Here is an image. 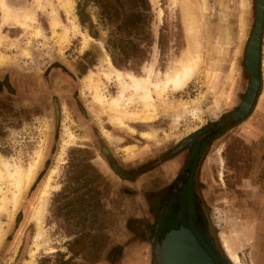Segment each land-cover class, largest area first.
<instances>
[{
  "label": "rangeland",
  "instance_id": "rangeland-1",
  "mask_svg": "<svg viewBox=\"0 0 264 264\" xmlns=\"http://www.w3.org/2000/svg\"><path fill=\"white\" fill-rule=\"evenodd\" d=\"M4 1L26 14L23 23L29 24H3L0 6V156L11 172L38 164L15 211L9 205L17 192L14 180L0 186V201L9 198L10 206L0 210V264H135L136 259L157 264L142 194L157 174H146V163H155L176 141L213 124L244 98L250 82L245 73L238 81L242 87L230 96L236 65L230 60L249 0H71V12L60 0ZM130 42L135 47L124 50ZM115 47L122 55L119 69L111 61ZM185 54L200 55L205 70L220 58L219 76L209 84L201 65L184 90L169 92L162 102L154 95L153 121L125 115L123 124H116L88 88L92 78V87L111 100L122 85L116 76L105 77L109 61L117 71L145 78L153 66L156 78L177 68ZM7 82L12 91L3 87ZM222 93L225 102L216 105ZM54 98L61 105L59 121ZM125 98L122 111L143 109L134 91L127 90ZM245 129L244 123L234 128L239 134ZM222 142L218 152L225 148ZM230 149L239 151L238 160L222 154L221 169L213 148L200 173L210 232L229 264L235 263L224 242L236 233L239 264H264V161L246 164L239 141ZM256 153L260 158L255 148ZM212 163L224 173V183L211 172ZM129 175L132 181L123 179Z\"/></svg>",
  "mask_w": 264,
  "mask_h": 264
},
{
  "label": "flooded vegetation",
  "instance_id": "flooded-vegetation-1",
  "mask_svg": "<svg viewBox=\"0 0 264 264\" xmlns=\"http://www.w3.org/2000/svg\"><path fill=\"white\" fill-rule=\"evenodd\" d=\"M239 11H241L240 7ZM257 18V0L255 2V5H252L251 0H249V5L244 15V30L243 33L240 32L241 28L239 19V31L237 37L238 45L232 59L230 60V62L234 60V62L236 63L234 70V79L231 84L232 87L230 88L231 92L229 91L230 96L235 95V93L238 92V89L240 90V88L242 87L241 83L238 81L243 82L242 80L244 79V73L248 75L249 81L251 82V76L248 68L246 67V56L251 37L255 31ZM84 23L86 22L81 18V24L83 25ZM130 43L132 44L129 45L131 48L135 47L133 42ZM115 48L118 49H116V51L114 50V53H111V61L113 65L117 69H119L117 59L122 55L120 53L121 51H119V47ZM142 56L145 55H141V57ZM131 58L136 57H128V59ZM237 58L239 61L237 60ZM230 62L228 65H230ZM259 72L260 88L258 96L250 114L246 118L232 124L231 126H228L229 128H222L218 132L212 134L214 125L219 123L223 118L233 114L239 108L246 97L250 82L248 84V88L244 98L230 113H225L223 117H221L220 119L218 118L213 124L207 125V127L205 128L201 127V129L185 137L184 140H181L179 142L176 141L172 146L167 148L166 151L162 152L161 155H158L155 163H152V161H148L146 163V174L153 172L157 174L144 185V192L142 193L145 199L144 202L146 203L145 212L147 213V216L152 219L150 233L154 235L155 246L160 240L161 235L165 231L183 225L184 227L190 228L194 232L200 242L210 251L211 254L214 255L215 253H217L218 259L222 257V255L218 251L219 249L214 240V236L210 232V223L207 219V213L204 208V199L201 197L200 193V189L203 186L200 173L201 169L205 168V166L208 165V160L211 154L210 151L213 148H215L214 151H216V153L220 155L219 159H221V161H219V164H223L221 169H223L224 167L222 154H225V157L229 161H232L233 159L238 160L239 151H233L232 149H230V147L232 148L234 144L238 145V141L240 144H244L245 151L243 153V156L246 164L250 163L248 159H257L255 165L260 162L258 161V159L262 160V162L264 161V136H258L261 134H258V131H264L262 130L264 129V26L261 38ZM235 81L237 82L235 83ZM233 84L235 87H233ZM5 85H7L6 87L8 90H13L9 82H7V84H4L3 87H5ZM232 98L233 97H231V99ZM223 101L221 102L220 106L225 102ZM54 108L56 119H58L59 121L62 113L61 105L55 98ZM251 117L254 119L249 121ZM241 123H244L246 125V129L244 130V132H242V134H239V132H237V130H234V128L239 127ZM221 141H224L222 143L225 148L223 149V151L220 150V152H218V148L216 147L220 146V144L218 145V143H220ZM260 143H263V146L261 148L258 147V144ZM255 148L258 150L260 158L257 156V153L252 154ZM212 165L213 169L211 167V172L214 170L213 173L218 178V180L224 183V173H220L219 170H216L214 168V163H212ZM262 166L264 168V165ZM162 167H165L166 170L164 171L165 174L162 173L161 175L160 173L163 171ZM120 173L122 174V172ZM128 177H124L123 179L132 181L133 176L129 175ZM257 231L261 233L259 225ZM261 261H263L262 263H264V257H262ZM137 263L140 264L141 260L136 259L135 264Z\"/></svg>",
  "mask_w": 264,
  "mask_h": 264
},
{
  "label": "bare ground",
  "instance_id": "bare-ground-1",
  "mask_svg": "<svg viewBox=\"0 0 264 264\" xmlns=\"http://www.w3.org/2000/svg\"><path fill=\"white\" fill-rule=\"evenodd\" d=\"M60 1L62 4H64V7H67V10L71 12L72 10L71 0H60ZM0 4H1L0 6L2 8V11H3V24L7 25V24H12L13 22H16V24L19 23L18 25L20 26L29 24L27 23L28 21L26 23L24 22L25 24L23 23V21H25L24 19L27 17L26 14L17 13L16 10L10 9L6 5L4 0H0ZM227 40H228L227 36L224 37V39H220V42L222 43V45H221V49L220 48L218 49L219 53L224 51V43ZM65 42H66V39H65ZM220 62H221L220 58H217L215 61L210 60L208 67L205 70L206 61L204 62V59L200 55L193 56L190 54L188 55L185 54L178 61L176 65L178 66L177 68L172 67L163 75L157 74L156 78H154L155 77V76L153 77L154 67L151 66L150 68H147L146 73L148 77L145 78V77H137L129 73L124 74L120 71H117L111 66V62L109 61L110 69L108 71H105L104 75L108 80H111L113 76H116V80L122 85V91L120 95L112 98L111 100H106V98L101 94L98 88L92 87L93 86L92 81H91L92 78H90L89 80L91 84H89L88 88L94 91L95 101L99 105L103 106L104 109L108 108V111L111 114H113L112 118L116 124L122 125L123 119H125L122 116H125V115L129 116L131 120L149 122L157 118V113L154 109L155 108L154 99H153L154 95H156L158 100L162 102L169 92L175 93V92L184 90L188 86V84L191 82L193 76L196 75V73L198 72L197 70L199 66L201 65L204 66V63H205V66L203 69H204V73H206L205 74L206 80L209 84H213V82H215V80L219 76L218 67L219 68L221 67ZM127 90L134 91L135 97H138L143 104L142 110L122 111L121 105H122V102L126 100L125 93ZM223 98H224V94L222 93V95L217 97L216 105L220 104ZM176 106L186 108V105L184 104H177ZM37 164L38 163H35L34 165L32 164L29 167V169L26 171H23L22 169L17 168L14 172H11L8 166L5 164L4 160L0 156V186L6 179H12L14 180L13 184L15 185V188L17 190V192L12 194L13 195V197L11 196L12 203L9 204L12 206V210L14 209L13 211H15L17 204L19 203L18 201L20 199V196L22 195V192L29 186V184L33 180L35 173L37 171L36 170ZM0 194L4 196V192L2 191L1 188H0ZM7 201H9V198L8 200H6V198L3 197L2 201H0V210L5 211V209H7L6 208L8 207ZM37 210H38V207H37ZM1 232L2 230H0V235H1ZM236 237H237V233L229 236L224 243L227 249V253L229 254V257L233 260L235 264H239V258L237 254L235 253Z\"/></svg>",
  "mask_w": 264,
  "mask_h": 264
},
{
  "label": "water",
  "instance_id": "water-1",
  "mask_svg": "<svg viewBox=\"0 0 264 264\" xmlns=\"http://www.w3.org/2000/svg\"><path fill=\"white\" fill-rule=\"evenodd\" d=\"M257 15L255 31L246 56V67L251 76L246 97L233 114L214 125L212 134L246 118L256 102L260 88L259 67L264 26V0H257ZM155 258L157 264H229L223 257L218 259L217 253L211 254L194 232L183 225L167 230L161 235L156 244Z\"/></svg>",
  "mask_w": 264,
  "mask_h": 264
},
{
  "label": "crops",
  "instance_id": "crops-1",
  "mask_svg": "<svg viewBox=\"0 0 264 264\" xmlns=\"http://www.w3.org/2000/svg\"><path fill=\"white\" fill-rule=\"evenodd\" d=\"M262 130H264V129H262ZM259 133L258 134H260V135H258L259 137H263L264 136V131L263 132H260V131H258Z\"/></svg>",
  "mask_w": 264,
  "mask_h": 264
},
{
  "label": "trees",
  "instance_id": "trees-1",
  "mask_svg": "<svg viewBox=\"0 0 264 264\" xmlns=\"http://www.w3.org/2000/svg\"><path fill=\"white\" fill-rule=\"evenodd\" d=\"M129 45H132L131 43H128L126 47H124V50L129 49ZM127 51V50H126ZM124 55V54H123ZM116 63V62H115Z\"/></svg>",
  "mask_w": 264,
  "mask_h": 264
}]
</instances>
